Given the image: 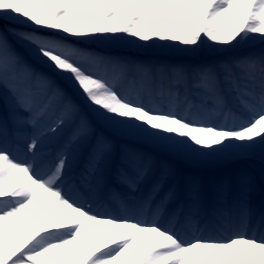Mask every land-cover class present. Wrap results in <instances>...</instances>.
<instances>
[{
    "label": "snow or ice",
    "instance_id": "snow-or-ice-1",
    "mask_svg": "<svg viewBox=\"0 0 264 264\" xmlns=\"http://www.w3.org/2000/svg\"><path fill=\"white\" fill-rule=\"evenodd\" d=\"M0 102V264H264V168L118 143L264 164V0H0Z\"/></svg>",
    "mask_w": 264,
    "mask_h": 264
},
{
    "label": "rangeland",
    "instance_id": "rangeland-1",
    "mask_svg": "<svg viewBox=\"0 0 264 264\" xmlns=\"http://www.w3.org/2000/svg\"><path fill=\"white\" fill-rule=\"evenodd\" d=\"M114 51L121 55L133 56L140 59L150 58L154 60H166L179 55L178 53L168 51L162 48H150L146 45L143 47H138L135 44H124L121 46H117L114 48ZM37 67L41 68V70L47 71V69H44L42 66L37 65ZM76 99L79 101V97H76ZM2 115H4V107L2 102H0V116ZM118 143H128L131 144L133 147L141 148L146 152H153L159 158L169 159L173 163H176L179 167L183 168L185 171L195 172L203 176L204 178L206 177L207 179L225 173H233L238 170L251 171L254 175L257 176V178H259L261 170L262 168H264V164L261 163V160L258 157L250 160H236L232 162L218 161L212 162L204 167H192L183 163L182 161L176 160L173 157L158 153L153 147L147 144H138L131 140H118ZM201 168H205V170L202 171Z\"/></svg>",
    "mask_w": 264,
    "mask_h": 264
}]
</instances>
